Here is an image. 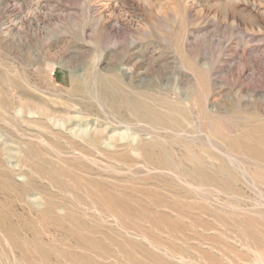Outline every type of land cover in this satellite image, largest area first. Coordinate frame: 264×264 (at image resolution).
I'll use <instances>...</instances> for the list:
<instances>
[{"label": "rangeland", "instance_id": "374dc122", "mask_svg": "<svg viewBox=\"0 0 264 264\" xmlns=\"http://www.w3.org/2000/svg\"><path fill=\"white\" fill-rule=\"evenodd\" d=\"M0 223V264H260L264 0H0Z\"/></svg>", "mask_w": 264, "mask_h": 264}, {"label": "bare ground", "instance_id": "6f19581e", "mask_svg": "<svg viewBox=\"0 0 264 264\" xmlns=\"http://www.w3.org/2000/svg\"><path fill=\"white\" fill-rule=\"evenodd\" d=\"M12 80V79H11ZM9 81H10V79H9ZM4 82H5V80H4ZM3 83V82H2ZM3 85V84H2ZM5 85H6V83H5ZM29 103V102H28ZM25 104H27V103H25ZM29 105V109H30V104H27V106ZM23 107H25L24 105H23ZM26 109H28V108H26ZM32 110V109H31ZM30 111V110H29ZM49 115H46L45 117H46V122L49 124V126L52 128V131H51V134H52V136L55 138V139H57L58 140V113L57 112H54L53 110L51 111L50 110V108L49 109H47V110H45ZM75 132V131H74ZM71 134H73L74 136H75V139H78V138H80V140H82L83 138H85V131L83 130V131H81V132H78V133H71ZM104 140V139H103ZM102 140V136H95V137H93L92 138V142L93 143H96V144H100V142H101V144L102 145H105V142ZM28 148H30V149H28V153L29 154H31L32 152L31 151H34L33 150V148L32 147H30V146H28ZM255 152V151H254ZM5 155V154H4ZM3 155V156H4ZM255 156V155H254ZM258 156V155H257ZM15 171H16V169H14ZM15 173H17V172H15ZM15 173L13 172V174L15 175ZM7 175L8 176H12L11 175V173L10 172H7ZM14 180V179H13ZM9 181V182H8ZM8 184H6V185H9V186H13V182H12V178H9L8 179ZM6 182V183H7ZM3 185V184H2ZM3 186H5V185H3ZM103 196V195H102ZM104 201L107 203H109V204H112L113 206H115V205H117V204H119V201H117V198H115L114 196H111L110 194H106V195H104ZM117 201V202H116ZM50 208V207H49ZM51 208H54V207H51ZM50 208V209H51ZM118 208V207H117ZM120 209V208H119ZM119 211V210H118ZM1 221H7L5 218H3V219H1ZM2 224H3V222H1ZM0 223V224H1ZM5 228V227H4ZM1 229H3V227H1ZM6 231H3V230H1L2 231V235H6V236H10V237H12V239L13 240H11V242L12 243H14L15 245H18L19 243H21L20 242V239L18 238V237H15V236H11L10 235V232H11V230H12V225L11 224H9V225H7L6 226V229H5ZM8 238V237H7ZM9 239V238H8ZM10 240V239H9ZM21 244H23V243H21ZM21 244H19L20 246H21ZM260 244V243H259ZM14 245V246H15ZM26 245V244H25ZM27 246V245H26ZM19 247V246H18ZM36 252H38V253H40L41 252V248H39V247H37L36 246ZM255 251V250H254ZM257 254V253H256ZM40 258L42 259V256L40 255ZM256 260V259H255ZM264 258L262 259V258H260L259 259V263L260 264H264ZM258 262V261H257ZM29 264H35V260H32V259H30L29 260ZM45 264H51L50 262H45Z\"/></svg>", "mask_w": 264, "mask_h": 264}]
</instances>
